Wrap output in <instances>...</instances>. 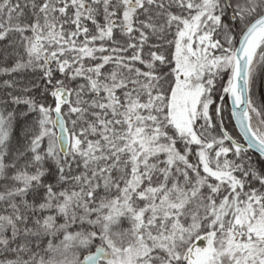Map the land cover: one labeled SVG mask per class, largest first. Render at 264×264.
I'll return each mask as SVG.
<instances>
[{
  "label": "snow or ice",
  "instance_id": "snow-or-ice-1",
  "mask_svg": "<svg viewBox=\"0 0 264 264\" xmlns=\"http://www.w3.org/2000/svg\"><path fill=\"white\" fill-rule=\"evenodd\" d=\"M0 264H264V0H0Z\"/></svg>",
  "mask_w": 264,
  "mask_h": 264
}]
</instances>
